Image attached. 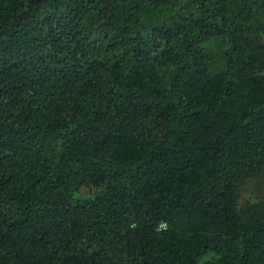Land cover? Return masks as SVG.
Wrapping results in <instances>:
<instances>
[{"label": "trees", "instance_id": "trees-1", "mask_svg": "<svg viewBox=\"0 0 264 264\" xmlns=\"http://www.w3.org/2000/svg\"><path fill=\"white\" fill-rule=\"evenodd\" d=\"M263 174L264 0H0V264H264Z\"/></svg>", "mask_w": 264, "mask_h": 264}, {"label": "rangeland", "instance_id": "rangeland-1", "mask_svg": "<svg viewBox=\"0 0 264 264\" xmlns=\"http://www.w3.org/2000/svg\"><path fill=\"white\" fill-rule=\"evenodd\" d=\"M264 196V174L258 178L248 180L240 190L239 204L242 205L251 199L258 200Z\"/></svg>", "mask_w": 264, "mask_h": 264}, {"label": "built area", "instance_id": "built-area-1", "mask_svg": "<svg viewBox=\"0 0 264 264\" xmlns=\"http://www.w3.org/2000/svg\"><path fill=\"white\" fill-rule=\"evenodd\" d=\"M162 226L165 225L164 223L161 224Z\"/></svg>", "mask_w": 264, "mask_h": 264}]
</instances>
